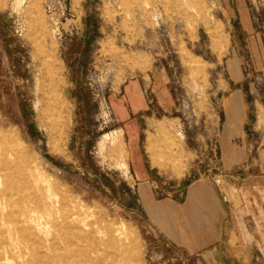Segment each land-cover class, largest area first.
<instances>
[{
	"label": "rangeland",
	"instance_id": "1",
	"mask_svg": "<svg viewBox=\"0 0 264 264\" xmlns=\"http://www.w3.org/2000/svg\"><path fill=\"white\" fill-rule=\"evenodd\" d=\"M140 75L152 108L119 125ZM241 160L264 170V0H0V264H71L99 228L132 264H198L171 200Z\"/></svg>",
	"mask_w": 264,
	"mask_h": 264
},
{
	"label": "crops",
	"instance_id": "2",
	"mask_svg": "<svg viewBox=\"0 0 264 264\" xmlns=\"http://www.w3.org/2000/svg\"><path fill=\"white\" fill-rule=\"evenodd\" d=\"M148 77H129L123 87L112 93L110 105L115 123L121 125V121L152 108L148 95L152 81ZM151 77L153 80V74ZM117 129L132 131L131 141L138 127L133 120L126 128ZM146 153L150 165L159 167L157 154ZM230 168L227 172L232 175L226 172L223 177L235 189L238 203L227 199L226 184L221 189L208 177L190 181L170 203L182 213L174 219L181 227V237L167 238L188 257L197 258L198 264H264V170L262 166L244 167L242 160Z\"/></svg>",
	"mask_w": 264,
	"mask_h": 264
},
{
	"label": "bare ground",
	"instance_id": "3",
	"mask_svg": "<svg viewBox=\"0 0 264 264\" xmlns=\"http://www.w3.org/2000/svg\"><path fill=\"white\" fill-rule=\"evenodd\" d=\"M191 57L192 58H190L191 60L188 63V67L189 69L192 70V68L194 69L196 68L197 62L198 64H200V62L194 56ZM199 71L202 72L200 68ZM220 184H221V180H220ZM4 193H5L4 191L0 192V198L4 195ZM55 205H56L55 202L53 203L49 201L48 206H46L47 207L46 209L47 210L53 209ZM60 219H62L63 227L67 232H69V234H71L70 232L77 231L79 223H78V218L76 216H63L60 217ZM82 225L85 228V230L88 231L91 230L89 228L90 225H87L86 223H82ZM91 232H92V236L90 237V240L92 241L91 244L88 247L86 246L82 250L78 251V254L75 257L74 256L70 257L68 260L72 259L71 264H132L133 263V254L131 253L129 246L126 245L128 240H129L128 242L130 243L131 239L128 237L131 236L129 235L127 236V234L121 230H114V229L103 230L102 228H99L96 231L91 230ZM97 234L101 236L98 237ZM63 258L65 259V257Z\"/></svg>",
	"mask_w": 264,
	"mask_h": 264
},
{
	"label": "built area",
	"instance_id": "4",
	"mask_svg": "<svg viewBox=\"0 0 264 264\" xmlns=\"http://www.w3.org/2000/svg\"><path fill=\"white\" fill-rule=\"evenodd\" d=\"M216 177H217V175L216 176L215 175L213 176L212 182H213V184L215 186L219 187L220 186V180L218 178H216Z\"/></svg>",
	"mask_w": 264,
	"mask_h": 264
}]
</instances>
